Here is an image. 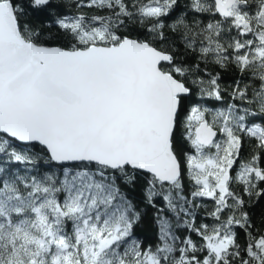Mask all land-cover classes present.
Returning a JSON list of instances; mask_svg holds the SVG:
<instances>
[{"label":"snow or ice","instance_id":"obj_1","mask_svg":"<svg viewBox=\"0 0 264 264\" xmlns=\"http://www.w3.org/2000/svg\"><path fill=\"white\" fill-rule=\"evenodd\" d=\"M262 200L264 0H0V264H264Z\"/></svg>","mask_w":264,"mask_h":264},{"label":"trees","instance_id":"obj_2","mask_svg":"<svg viewBox=\"0 0 264 264\" xmlns=\"http://www.w3.org/2000/svg\"><path fill=\"white\" fill-rule=\"evenodd\" d=\"M187 3V0H181V6L183 7L185 4ZM64 11L67 12H75L76 9L72 8V9H68L65 8L63 9ZM26 19L27 22L32 25L33 27L37 28V29H41L43 30L45 33H51L53 37H55V39L52 41V43H57L59 42V37H58V33L57 30L55 29V27H47L46 26V22L49 21L51 19V17H49L47 14L44 13H40V12H31L30 10L26 9ZM232 79V74L231 72H225L224 73V82H230ZM213 104H215V106H219L218 102H209V106H213ZM247 153V147L245 148V152L242 155H246ZM13 167H17V166H13ZM131 195H133L136 199L140 198V188L139 186L135 189V191L133 193H131ZM209 207H211V205L209 204ZM264 212V200H262L260 202L259 205L256 206L255 208V215L253 217L255 223L257 224V226H259L260 224V220H261V213ZM201 215H203V213H201ZM151 212L149 210V217L146 220L145 223V231L144 233H142V235L148 236L149 238L152 237L153 235V229L151 227ZM243 238V237H241Z\"/></svg>","mask_w":264,"mask_h":264}]
</instances>
